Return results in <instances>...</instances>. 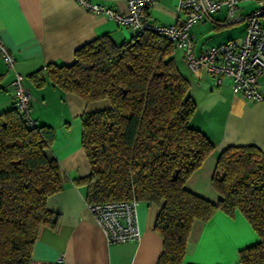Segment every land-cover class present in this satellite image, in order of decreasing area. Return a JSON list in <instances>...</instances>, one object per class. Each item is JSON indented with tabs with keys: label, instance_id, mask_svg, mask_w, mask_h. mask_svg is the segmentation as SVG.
I'll list each match as a JSON object with an SVG mask.
<instances>
[{
	"label": "trees",
	"instance_id": "trees-1",
	"mask_svg": "<svg viewBox=\"0 0 264 264\" xmlns=\"http://www.w3.org/2000/svg\"><path fill=\"white\" fill-rule=\"evenodd\" d=\"M164 36L144 32L128 42L94 39L75 50L70 65L46 66L53 86L104 109L80 116L81 146L90 173L79 180L88 203L135 198L159 208L154 230L162 239L156 264H181L194 220L240 212L258 240L238 251L236 264H264V152L253 144L229 145L217 154L214 203L185 188L214 144L190 121L196 105L190 82ZM39 71L35 82L44 81ZM54 130L28 126L12 106L0 112V264H31L39 229L55 227L47 207L63 187L51 152Z\"/></svg>",
	"mask_w": 264,
	"mask_h": 264
},
{
	"label": "crops",
	"instance_id": "crops-1",
	"mask_svg": "<svg viewBox=\"0 0 264 264\" xmlns=\"http://www.w3.org/2000/svg\"><path fill=\"white\" fill-rule=\"evenodd\" d=\"M117 10H126V0H89ZM259 0H239L238 11L247 14ZM178 0H157L144 11L151 23L171 24L176 20ZM221 9L192 26L195 54L207 47L233 39L231 24H223ZM183 18L180 14L179 19ZM235 24V23H234ZM0 35L15 58V69L24 76L31 93V117L38 125L53 128L51 152L63 176V187L50 195L47 207L58 215L55 227L43 225L33 244L31 264H156L162 239L154 230L159 211L155 205L139 202L137 207L140 238L122 243L107 242L103 231L87 209L86 186L79 180L90 173L81 146L80 116L104 109V100L86 102L71 92L53 86L45 75L49 64L62 66L74 62L75 50L97 38L107 37L115 44L134 36L130 28L113 19L94 14L75 0H0ZM175 60L190 82V97L196 105L191 126L201 130L214 144V150L189 176L185 188L216 203L220 196L211 186L217 154L229 145L253 144L264 152V101H246L233 94L229 78L215 79L205 70L193 71L176 48ZM39 71L44 81L38 85L32 76ZM13 72L0 57V112L13 106ZM264 92V74L259 77ZM258 240L246 218L236 212L229 216L215 212L207 221L194 220L181 264H236L238 251Z\"/></svg>",
	"mask_w": 264,
	"mask_h": 264
},
{
	"label": "built area",
	"instance_id": "built-area-1",
	"mask_svg": "<svg viewBox=\"0 0 264 264\" xmlns=\"http://www.w3.org/2000/svg\"><path fill=\"white\" fill-rule=\"evenodd\" d=\"M85 10L107 16L120 27L130 28L134 36L153 32L164 36L182 51L183 60L189 69H203L215 79L224 76L231 81L233 94L246 101H264V92L259 90V77L264 74V0L247 14L238 11L239 0H178L175 7L176 20L171 24L151 23L144 11L157 0H126V10L121 11L89 0H75ZM225 9L223 24L244 22V32L239 40H227L207 47L199 54L194 52L191 28L198 22L212 20V15ZM180 14L183 18L179 19ZM0 57L13 72V106L21 113L28 126L36 121L31 117V93L24 84V76L15 69V58L0 35ZM139 201L113 200L88 203L93 215L109 243H122L140 238L137 207ZM60 257L57 264H63Z\"/></svg>",
	"mask_w": 264,
	"mask_h": 264
},
{
	"label": "rangeland",
	"instance_id": "rangeland-1",
	"mask_svg": "<svg viewBox=\"0 0 264 264\" xmlns=\"http://www.w3.org/2000/svg\"><path fill=\"white\" fill-rule=\"evenodd\" d=\"M228 29H231L229 32L231 33L230 38L233 37L235 34L239 33V31L242 29V25L240 23L231 24L229 27H226Z\"/></svg>",
	"mask_w": 264,
	"mask_h": 264
}]
</instances>
